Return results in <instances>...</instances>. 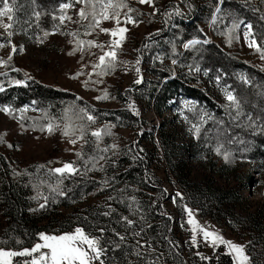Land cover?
<instances>
[{"label":"trees","instance_id":"trees-1","mask_svg":"<svg viewBox=\"0 0 264 264\" xmlns=\"http://www.w3.org/2000/svg\"><path fill=\"white\" fill-rule=\"evenodd\" d=\"M60 2L62 0H37V4L40 5L38 10L42 13L39 20L41 28L50 30L53 24L52 14L57 13ZM187 3L191 4V7L186 6L185 0L161 3L162 11L179 5L184 14L172 16L171 19L163 16L165 37L160 38L158 44L151 50L153 56L142 61L148 77L140 85L133 84L125 89L124 94L118 93L116 95L118 105L114 108L94 107L96 109L94 114L98 120L93 126L111 122L115 130L135 132L134 140L118 144L120 155L114 166L109 162L105 164V171L94 170L86 175L65 179L64 190L67 192L68 188L72 189L71 192H67L66 197H57L54 203L50 200L43 209L29 211L30 208L37 209L38 204L43 203L42 198L33 200L31 197L38 192L47 195L48 188L46 185L38 186L34 191L28 176H14L12 170L22 172L27 169L29 173H36V166L39 164L17 167L9 156L0 150V241L15 237L21 241L20 245L12 239L8 247H31L37 241L38 232L57 234L70 231L79 225L99 235L92 224L108 230L102 239H115L113 228L127 236L125 226L116 222L118 215L114 214L109 218L99 213L106 211V205L112 203L118 213L137 221L138 230L141 226L139 221L141 213L130 215L127 205L118 202L121 198L135 196L142 205L146 223L151 225L150 230L143 235L151 238L158 253L165 254L166 264H212V261H202L194 253L193 247L177 236L179 228L176 230L173 228L177 224L176 221L187 233L189 232L188 226L184 223L186 217L181 203L194 208L198 216L226 226L245 242L246 252L252 258L253 264H264V204L253 206L243 194L246 191L250 193L255 186L254 176L252 171L247 169L248 165H252L254 172L260 173L264 179V133L245 134V138L251 142L249 152L245 153L247 159H237L233 163L225 164L221 157L205 147L203 136L199 139L193 137L189 121L198 122L197 116L184 108V102L190 101L197 106V110L203 109L217 119L228 121L225 104L210 96L208 91L201 88L198 81L199 76L203 75L204 80L217 86L215 76L220 69L223 83L231 85L238 96L247 100L246 111L257 115L264 110V97L257 95L260 89L256 87L264 86V69H258L240 60L236 52L232 51L236 44L235 38L229 45L224 34L227 31L226 25H230L232 18H236L251 23L254 33L261 38L264 34V0H187ZM18 4L21 8L17 12V20L23 23L31 19L32 28L29 35L37 33L39 29L35 27L36 20L32 16L31 0H18ZM218 5L223 22L212 24V12L217 11ZM165 20H168L167 24ZM209 23L215 41L209 40L208 44H201L195 52L191 49H182V42L187 39L207 37L205 28ZM24 26L27 27L26 24ZM18 33L25 35L23 32ZM233 37H237V31L233 33ZM173 44L177 50L174 57ZM157 55L161 60L153 59ZM171 58L178 60L176 66L171 65ZM196 64L200 66L201 71L190 74L188 65ZM205 68L210 70L208 76L204 75ZM240 73L247 74L253 84L244 85L238 79L237 74ZM9 75L24 78L11 72ZM74 99L75 96L65 90L45 86L33 79L28 82L27 87H10L0 93V103H11L18 108L24 104L31 106V101L35 100L38 102L36 108L49 109L60 120H63L62 106L70 104ZM129 100L134 103L143 102L146 108L161 118L167 112H172L173 116L170 121L163 118L154 134L140 114L133 115L128 110ZM76 103L84 105L80 100ZM253 104H257L258 107L253 108ZM182 109L188 121L180 115ZM210 128L211 121L204 125L205 131ZM239 131L234 129L231 134ZM180 137L183 138L179 142ZM92 140L90 136L89 142L84 144L80 151L91 154ZM112 142H114L112 137L104 138L105 144ZM136 154H139L140 159L132 158ZM75 160L77 157L73 161ZM41 164L52 167L47 163ZM160 167L166 175L164 178H160L156 172ZM196 167L201 168V172H196ZM45 173L46 169L34 175L33 182L39 185L41 179L50 180ZM105 179L112 187H104L101 190V182ZM164 180L171 182L174 187L171 200L164 188ZM120 190H124L123 193ZM177 191L184 195L182 202L175 197ZM110 195L116 196L117 202L108 201L107 197ZM168 199L172 202L174 199L178 201L176 204L173 203L178 220L168 207ZM84 217L89 218L87 222L84 221ZM125 243L134 244L135 241L129 237ZM222 250L223 247L217 249L214 264H232L231 256ZM127 251V248L116 253L109 251L107 254L109 264H125L124 257ZM129 258L135 264V257Z\"/></svg>","mask_w":264,"mask_h":264},{"label":"snow or ice","instance_id":"snow-or-ice-1","mask_svg":"<svg viewBox=\"0 0 264 264\" xmlns=\"http://www.w3.org/2000/svg\"><path fill=\"white\" fill-rule=\"evenodd\" d=\"M186 6L191 7V4L187 3ZM140 5H149L152 8V15L160 13V9L154 6V0H138ZM32 16L36 20L35 27L39 29L35 33V40L37 43H43L50 34H55L61 31V26L66 22L76 23L83 29V36L87 37L94 33L97 29L99 33L107 34L109 40L107 45L104 42H97L94 39H81V32L79 30L71 32H61V35H68L72 37L69 43L72 45L67 55L73 56L77 52H80V59L84 60V55L94 56L91 49L96 48L101 51L102 54L95 57L91 63V71L87 73L84 69L87 65L81 64L80 71L73 74L71 78L75 79L81 75H87L88 79L82 81L84 88L89 86L96 87L103 83V77L111 74L115 69L123 65L124 71L129 69V62L118 60V51L121 50L122 44L127 38L129 33L128 25H138L141 21L138 17L141 13L134 7H132L127 0H62L58 6V14H52L53 24L50 30L40 27L39 20L42 13L38 10L40 5L37 4V0H31ZM79 6V7H77ZM21 6L18 4V0H0V48L9 47L11 50L7 52V57L0 58V93H3L10 87H27L28 82L33 78L28 73H23L24 78H16L9 75V73H20L21 69L15 67L12 63L13 53L17 51V45L13 42L14 35L18 32H23L25 35H29V30L32 28L31 19L21 23L17 20V12ZM70 9H76L75 16L77 19L73 20V16L68 14ZM163 16L171 19L172 16H180L184 13L179 5H173L168 10L163 11ZM58 22V23H57ZM102 22H111L112 27L102 26ZM222 21V17L219 15V5L217 11L212 12L211 23L216 24ZM168 20H165V24ZM27 25L25 27L24 25ZM243 27V40L244 43L255 52L259 53V58L264 61V34L261 38H258L253 31V25L251 23H245L243 20H237L232 18L230 25H226L227 31L224 33L226 36V43L231 44L234 38L233 33ZM203 31L202 29L200 30ZM159 30L155 34H158ZM153 33H149L145 40H151ZM29 38H32L29 36ZM209 39L205 36L203 38L193 37L182 42V47L185 50L197 51L198 46L201 44H208ZM87 46V47H85ZM150 44L145 43L143 48H138L137 55L134 64L131 67L134 69L136 78L133 81L135 85L142 83L143 77L141 75V59L144 50H147ZM19 51H25L23 46L19 47ZM177 54L175 44L172 45L173 57ZM154 60H161L159 55L153 57ZM178 60L171 58V65L176 66ZM189 73H199L201 68L198 64L188 65ZM209 69H203L204 75L208 76ZM221 70H217L215 76V82L220 88L223 94L225 103V111L228 115V121L223 119H217L210 113L203 109L197 110V106L190 102H184V108L188 112H192L197 116L196 123H190V131L194 138L199 139L203 136L205 141V147L221 157L225 164L233 163L235 160L247 159L245 153L249 152L251 142L245 138V134L256 135L258 133H264V110L257 115H253L252 112L245 110L247 100L238 96L236 90L231 85L223 83ZM175 74V73H173ZM95 75V78L93 76ZM238 79L244 85H252L253 81L247 76V74H237ZM222 85V86H221ZM260 89L257 93L258 96L264 97V86H256ZM101 94L96 95L93 99L97 102L106 101L109 99H116L115 96H110L107 89L100 90ZM82 98L77 96L70 103L62 106L64 123L61 125L60 118L53 114L49 109L36 108L37 101H31L33 111H39L44 114L46 123H40L38 119L28 118L29 124H25L24 113L29 109V104H24L20 107H14L11 103H0V113L6 116L17 118L19 117V126L21 129L31 127L33 130H39L46 134H52L57 130L61 131V134L68 137V143L75 145L78 141H82L87 144L89 141L86 138V134L90 131L92 140V153L85 154L83 151H77L75 153L77 160L72 162H63L59 167H47L45 164H39L36 166V173H29L27 169L22 172L12 170L14 176H28L29 183L32 184L35 191L38 186L46 185L48 188V194L38 192L31 197L33 200L43 199V203L38 204L37 209H29V211H36L46 207L51 200L55 202L57 197H66L67 192H71L72 189L68 188L67 192L64 190V180L72 179L76 175H86L88 172L97 170L105 171V164L111 163L113 166L116 164L120 155L119 145L116 142L110 144L104 143L105 137H112V128L114 125L111 122H107L101 127L90 128L98 120L97 115L94 113L96 109L89 108L87 105L81 106L76 101ZM253 108L258 107L257 104L252 105ZM127 108L133 115H139L138 109L135 103L131 100L127 103ZM69 113L75 117V122H69ZM180 115L185 121H188V117L185 115L184 110L180 111ZM209 121L212 122V128L207 131L204 130V125ZM234 129H239V132L231 134ZM3 136H0V143H3ZM11 148L12 145L8 144ZM239 153L237 156L236 154ZM133 159H140L139 154L132 157ZM103 161L104 163H100ZM81 162L83 167H81ZM52 161H49L50 165ZM46 169V175L50 177V180L39 181V185L33 182V176L40 173L41 170ZM27 186V185H26ZM104 187H112L105 179L101 182V190ZM115 191V190H114ZM123 193L124 190H120ZM175 197L179 198V201L184 200L182 192L177 191ZM108 201L117 202V197L110 195L107 197ZM120 204H126L129 214L135 215L141 213L139 221L141 226L136 229L137 221L129 218L127 215H123L117 212V209L113 207L112 203L106 205L107 210L99 213L103 217H111L112 215H118V224L125 226L127 236L118 232L115 228L112 229V233L115 239L105 240L106 232L105 227H97L92 224L95 232L99 235H95L85 229L84 226H76L72 231L60 232L59 234H49L46 232H38L37 242L32 244L31 247H19L13 248L7 245L12 239H15L16 244L20 245L21 241L15 237H8L7 239L0 241V264H17L16 258H22L20 264H109L107 254L109 251L116 253L124 248L128 251L124 257L125 264H133V260L129 257H135V264H166L164 260V253H158L156 248L153 247L151 238H146L143 234L150 230L151 225L146 223V217L143 215V208L135 196H128L121 198L118 201ZM178 201L173 200L176 204ZM155 203V201L153 202ZM183 213L185 214L184 223L189 226L190 241L193 248L199 247L198 237L202 239L205 246L215 250L220 246L226 250L227 255L231 256L232 264H253L252 258L246 252V246L243 244L235 243L230 239L224 238L220 233L211 229L208 226L201 225L196 219L195 211L190 208L186 203L180 204ZM165 215H168L165 213ZM169 218H172L169 216ZM84 221H88V217L83 218ZM131 237L135 243L126 244L125 241ZM165 239H168L165 237ZM171 243V241H169ZM198 256L202 261L209 260L210 257L203 255L197 251Z\"/></svg>","mask_w":264,"mask_h":264},{"label":"rangeland","instance_id":"rangeland-1","mask_svg":"<svg viewBox=\"0 0 264 264\" xmlns=\"http://www.w3.org/2000/svg\"><path fill=\"white\" fill-rule=\"evenodd\" d=\"M170 0H154V6L158 9H161V3L167 2ZM127 2L134 8H136L141 15L138 19L141 21L138 25H128L129 33L125 42L121 46V50L118 51V60L129 62V69L127 72L124 71V66H118L115 71L111 74L103 77V83L93 87L85 89L82 81L88 79L87 75H81L75 79L71 78L74 73L80 71L81 64L87 65L84 69V72L87 73L91 71V63L95 57L102 54L99 49L92 48L91 51L94 53V56L87 55V52L84 55V60L80 59V52H77L73 56L67 55L68 51L72 47L69 41L72 37L64 34L61 35V32L67 33L71 31L79 30L81 32V39H94L97 42H104L107 45L109 37L107 34L99 33L97 29L94 33L89 36H83V29L80 28L76 23L66 22L65 25L61 26V31L56 32L55 34H50L43 43H37L35 40L34 33L32 35L23 36L20 33L14 35L13 42L17 45V51L13 53V65L21 69L18 74L21 77L23 73H28L33 80L36 82L42 83L45 86L65 90L75 97L79 96L82 99L80 101L84 102V105L93 106L98 108H114L117 103V99H109L106 101L97 102L93 99L94 96L101 94L100 90L107 89L110 96H115L120 93L124 94L125 89L131 87L134 83L133 81L136 78L134 69L131 67L134 64V61L139 55L136 51L138 48H143L145 43L150 44V47L147 50H144L142 59H141V75L143 80L148 77L143 67V60H146L149 56H153L152 49L158 44L160 38H164V28L162 18L163 15L162 9L160 13L152 15V8L145 4H138V0H127ZM79 7V6H77ZM76 9H70L68 11L69 15L73 16V20L77 19L75 16ZM58 14V11L57 13ZM58 23V22H57ZM104 27H112L111 22H102ZM52 27V24L51 26ZM210 23L206 25L205 31L207 32V37L209 40L213 39ZM51 29V28H50ZM159 30L158 34H155ZM243 27L237 31V37L235 38L236 44L232 47V51L236 52L237 57L240 60L245 61L258 69H264V61L259 58V53L255 52L253 49L249 48L243 40ZM153 33L151 40H145V37ZM31 36L32 38H29ZM23 46L25 51L20 52L19 47ZM87 47V46H85ZM183 49V47H182ZM11 49L9 47L0 48V58L7 57V52ZM173 66V65H172ZM3 70V69H0ZM95 78V75L93 76ZM142 80V81H143ZM198 81L201 88L205 91H208L209 95L219 100V103L225 104L223 94L220 91V88L214 83L204 80L203 75L199 76ZM117 98V97H116ZM221 101V102H220ZM140 117L146 122V126L151 128L154 134H156L157 128L164 118L171 120L173 114L172 112H167L164 114V117L161 118L154 114L151 109L146 108L143 102H135ZM38 119L40 123H46L47 121L44 118V114L39 111H33L32 106L24 113L23 122L27 125L29 124V119ZM19 117L12 118L6 116L3 113H0V136H3V143L1 144L0 150L9 156L11 162L17 167H24L34 163H47L52 161L50 164L52 167H59L63 162H72L76 155L77 151H80L84 146L82 141H78L75 145L68 143V137H65L61 134L60 130L55 131L52 134H46L40 132L39 130H33L30 126L21 129L19 126ZM61 125L64 123V120H60ZM69 122H75V117L72 114H69ZM102 125H91L90 128L101 127ZM113 136L112 140L117 144L124 143L127 140H134V131L131 130H115L112 128ZM86 138H90V131L86 134ZM183 137H180L179 142ZM8 144H11L12 147L9 148ZM195 166V165H193ZM248 170L252 171L255 180V186L250 193L247 191L244 194L248 197V201L253 203V206L263 205L264 204V179L261 177L260 173L254 172L252 165H248ZM160 178H164L166 175L163 172V168L156 170ZM196 172H201V168L196 167ZM164 188L169 196V199H172V194L174 193V187L171 182L164 180ZM169 201L168 207L172 210L175 219L178 220L177 215L175 214V209L172 201ZM264 207V206H263ZM191 208V207H190ZM196 213L197 221L204 226H208L211 229H214L220 233L224 238L230 239L235 243L245 245V242L242 241L238 236L232 233L226 226L218 225L213 221L198 216L196 210L192 208ZM264 209V208H263ZM176 225L173 227L174 230L178 229L177 236L184 242H187L191 245L190 241V230L188 226V233L185 229L179 226V222L176 221ZM74 229V228H73ZM72 229V230H73ZM70 230V231H72ZM59 234V233H57ZM199 247L193 248L194 253L197 251L201 252L203 255L210 257L208 262L212 261V264L216 260L217 249L212 250L205 246L201 238L198 237ZM37 242V241H36ZM223 247V246H220ZM223 253H226V250H222ZM17 264H20L22 258H16Z\"/></svg>","mask_w":264,"mask_h":264}]
</instances>
